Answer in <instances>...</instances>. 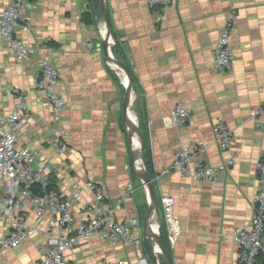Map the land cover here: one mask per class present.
Wrapping results in <instances>:
<instances>
[{
  "label": "crops",
  "instance_id": "crops-1",
  "mask_svg": "<svg viewBox=\"0 0 264 264\" xmlns=\"http://www.w3.org/2000/svg\"><path fill=\"white\" fill-rule=\"evenodd\" d=\"M9 2L0 0V13ZM105 2L114 38H107L100 0H32L15 34L26 45L39 46L31 62L19 64L0 39V111L10 113L19 102L10 88L24 91L31 116L19 145L33 151L43 148L37 161L49 164L62 199L70 195L73 184L82 189L70 210L71 226H58L50 212L36 216L31 201L22 198L20 210L8 221L26 219L39 233L16 248L0 250V263L35 264L51 234H75L90 217L86 208L95 197L86 183L93 181L101 184L108 209L129 192L115 209V218L120 223L137 218L140 224L128 241L111 242L91 234L66 251L69 264L101 260L165 264L144 229L150 194L133 170L134 165L141 168V161H132L137 135L133 143L127 137L128 78L108 58L112 56L129 68L134 79L128 113L145 139V166L158 207L151 222L153 233L166 242L172 264H236L233 235L249 225L256 161L264 153V114L252 116L264 100V0H173L165 7L150 6L147 0ZM86 15L89 21L84 20ZM232 15L233 66L215 71L219 33ZM42 58L52 60L60 72L57 93L67 106L59 122L65 129L68 155L59 156L45 142L56 139L59 129L36 81L34 65ZM180 102L192 109L190 124L169 122ZM219 119L234 130L227 150L219 147L214 130ZM195 144L205 150L192 155L186 173L168 172L176 154ZM229 160L234 163L219 171L215 181L192 179L196 162L220 167ZM164 197L174 200L173 216L180 225L175 242L169 239ZM7 227L0 220V237Z\"/></svg>",
  "mask_w": 264,
  "mask_h": 264
},
{
  "label": "built area",
  "instance_id": "built-area-1",
  "mask_svg": "<svg viewBox=\"0 0 264 264\" xmlns=\"http://www.w3.org/2000/svg\"><path fill=\"white\" fill-rule=\"evenodd\" d=\"M32 0H10L0 13V39L4 41L7 49L11 51L15 59L22 66H27L36 53V45H26L15 36L17 27L29 2ZM173 0H147L150 6H168ZM233 18L230 16L227 26L219 33L215 57L212 67L215 71H229L233 66V51L231 48L233 34ZM36 68V81L43 87L46 99L51 107L55 121L58 124V137L53 140H45L52 146L59 156L69 154V146L65 141V129L59 122V117L67 106L63 95L57 93L61 83L60 72L54 62L47 58L39 60ZM10 91L18 98L16 108L10 112L0 111V203L3 206L0 211V220L7 222L6 233L0 237V250L16 248L24 241L33 238L39 233L37 227L29 225L25 219L9 222L8 219L21 208V199L31 201L34 213L38 217L50 212L57 220L58 226H71L74 217L70 213L76 200L81 197L80 185L73 184L70 195L64 199L55 190L48 189L50 184L49 164L45 161L38 162L43 148L37 151L30 150L19 145V140L26 135L28 120L31 111L27 103V95L17 88ZM264 114V100L258 108L253 109L252 116ZM192 109L183 103L174 107L169 122L176 125L190 124ZM218 137V144L222 150H227L234 139V130L225 120L219 119L214 126ZM205 148L201 144H195L178 152L168 172L186 173L193 154L203 152ZM234 160H229L220 167L196 162L191 173L192 179L198 182L205 180L215 181L221 170L228 168ZM255 176L257 180L255 192L252 197V216L249 225L236 230L233 242L237 247L236 264H264L261 260L264 256V153L256 161ZM38 185V190L33 186ZM86 187L95 197L94 204L87 206L86 212L90 214L86 224L81 225L75 234H51L42 246V258L35 264H69L65 258L68 250L78 247L82 240L88 239L91 234L98 233L104 240L115 241L132 240L133 231L139 226L137 218H131L120 223L115 218V209L120 208L129 192L119 200L117 206L108 209L104 204L105 194L101 184L87 182ZM132 188L129 185L128 190ZM165 207V217L169 225V239L175 242L180 232V225L173 216L174 200L171 197L162 199ZM139 245L140 240H136ZM5 264V263H0ZM97 264H109L99 261ZM115 264H126L118 260Z\"/></svg>",
  "mask_w": 264,
  "mask_h": 264
},
{
  "label": "water",
  "instance_id": "water-1",
  "mask_svg": "<svg viewBox=\"0 0 264 264\" xmlns=\"http://www.w3.org/2000/svg\"><path fill=\"white\" fill-rule=\"evenodd\" d=\"M100 2H101V11H102V14H103L106 26H107V38L108 39H110L111 37L114 38V34L110 26V20L108 16V8L106 6V2L105 0H100ZM108 58L111 61L115 62L128 78V84L126 86L125 98H124V111H125V123H126V128H127V137H128V140L133 143V138L135 135H137L139 139V148L135 150V152L132 153V161L133 163H136V161L138 160L141 161V168L136 169V166L134 165L133 170L134 172H136V175L142 180L143 184L148 189V192L150 194V201H151L148 213L144 221V229L146 232V236L153 244L156 245L158 249V254L163 259L165 264H172L169 258V255L167 254L166 246L164 242L162 241L160 236L156 233H153V230H152V224H151L152 217L158 207L156 203V196L154 192L153 180L147 173L145 162H144L145 139H144V136L140 128L138 127V124L134 120H131L128 117V108L130 104V98H131L132 93L135 91L134 79L132 77V74L129 68L123 62L116 60L112 56H109Z\"/></svg>",
  "mask_w": 264,
  "mask_h": 264
},
{
  "label": "trees",
  "instance_id": "trees-1",
  "mask_svg": "<svg viewBox=\"0 0 264 264\" xmlns=\"http://www.w3.org/2000/svg\"><path fill=\"white\" fill-rule=\"evenodd\" d=\"M88 16H89V15H86V16L84 17V20H85V21H89ZM144 160H145V163L148 162V161H147V154L145 153V151H144ZM56 180H57L56 176H55L54 174H51V175H50V184H49V186H48V189L57 191L56 188H55ZM57 181H58V180H57ZM33 188L38 190V185H34ZM162 241L164 242V244H165V246H166V242L164 241V239H163ZM261 260L264 262V256L262 257Z\"/></svg>",
  "mask_w": 264,
  "mask_h": 264
},
{
  "label": "bare ground",
  "instance_id": "bare-ground-1",
  "mask_svg": "<svg viewBox=\"0 0 264 264\" xmlns=\"http://www.w3.org/2000/svg\"><path fill=\"white\" fill-rule=\"evenodd\" d=\"M122 74V73H121ZM125 75V74H124ZM128 81V80H127ZM134 98H132V100H133ZM131 100V101H132ZM134 113V112H133ZM128 117L131 119V120H134V117L133 116H131V114H130V112L128 113ZM136 142H137V147H136V150L139 148V139H138V137H136ZM135 143V142H134ZM156 181V180H155ZM26 220V219H25Z\"/></svg>",
  "mask_w": 264,
  "mask_h": 264
}]
</instances>
